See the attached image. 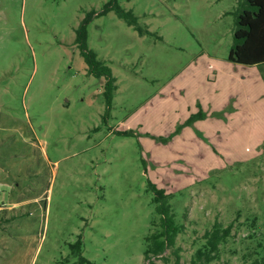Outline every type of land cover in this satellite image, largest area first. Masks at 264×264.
<instances>
[{
    "label": "rangeland",
    "instance_id": "rangeland-1",
    "mask_svg": "<svg viewBox=\"0 0 264 264\" xmlns=\"http://www.w3.org/2000/svg\"><path fill=\"white\" fill-rule=\"evenodd\" d=\"M109 1L0 0V264H69L79 237L92 264H175L174 248L144 255L160 221L150 181L185 225L180 264L217 221L233 228L210 264H251L264 63L229 59L238 0H118L144 35L100 14ZM91 12L88 45L117 77L109 115L75 40Z\"/></svg>",
    "mask_w": 264,
    "mask_h": 264
},
{
    "label": "trees",
    "instance_id": "trees-1",
    "mask_svg": "<svg viewBox=\"0 0 264 264\" xmlns=\"http://www.w3.org/2000/svg\"><path fill=\"white\" fill-rule=\"evenodd\" d=\"M114 10L116 14L133 26L141 35L149 32L138 20L132 9H125L118 0H110L105 4L100 14ZM235 15L234 42L230 49L231 61L246 65L264 63V0H238ZM93 12L89 13L76 29V43L88 65V72L96 77H105L104 95L107 104V115L112 108L113 99L118 88L117 77L114 76L111 66L98 57L97 53L88 45V26ZM205 112L200 116L204 117ZM130 134L129 132H123ZM149 188L155 193L153 198L156 204L155 211L160 217L159 226L146 236L145 258L163 256L169 249L174 248L176 253L175 264H180V255L176 247L177 237L185 229L184 223L179 222L171 203L172 195L165 188L159 187L150 181ZM153 220L152 225H155ZM233 225L223 226L215 222L213 228L205 233V242L197 249L192 258V264H210L220 258L221 245L227 241L232 233ZM260 250L251 264H264V246L259 244ZM72 256L75 261L69 264H92L83 254V240L81 237L71 244Z\"/></svg>",
    "mask_w": 264,
    "mask_h": 264
}]
</instances>
